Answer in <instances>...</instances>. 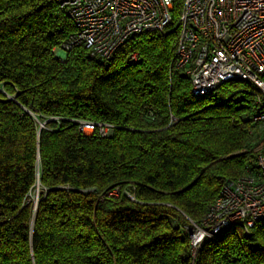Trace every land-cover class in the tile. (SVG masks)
<instances>
[{
  "label": "trees",
  "instance_id": "1",
  "mask_svg": "<svg viewBox=\"0 0 264 264\" xmlns=\"http://www.w3.org/2000/svg\"><path fill=\"white\" fill-rule=\"evenodd\" d=\"M172 1L165 36L136 35L107 61L76 46L59 63L67 12L0 0V264H264V220L195 254L186 234L224 181L255 169L264 133L251 98L234 94L241 82L192 95L172 65L183 0ZM73 119L115 129L83 135Z\"/></svg>",
  "mask_w": 264,
  "mask_h": 264
},
{
  "label": "built area",
  "instance_id": "2",
  "mask_svg": "<svg viewBox=\"0 0 264 264\" xmlns=\"http://www.w3.org/2000/svg\"><path fill=\"white\" fill-rule=\"evenodd\" d=\"M73 25L65 42L51 50L59 63L83 46L91 58L109 60L132 37L143 33L165 36L172 21V0H54ZM173 67L190 80L195 97L225 82L245 85L234 94L252 100V124L264 133V0H183ZM138 62V54L128 56ZM233 94V95H234ZM77 132L110 136L115 126L73 119ZM43 128V127H42ZM256 151L255 169L223 182L219 196L200 222L190 221L186 234L195 254L208 240H217L232 226L245 237L264 220V134ZM118 190L108 196H118Z\"/></svg>",
  "mask_w": 264,
  "mask_h": 264
},
{
  "label": "rangeland",
  "instance_id": "3",
  "mask_svg": "<svg viewBox=\"0 0 264 264\" xmlns=\"http://www.w3.org/2000/svg\"><path fill=\"white\" fill-rule=\"evenodd\" d=\"M33 118H34V120L36 121V123H38L39 128L44 127V124L38 122V120H37V118H36L35 116H33ZM41 192H42V190H41L39 184L36 183V185L33 187V189L31 190V192H30L29 195H28V199H29V201H30L31 204H32V208H33L34 212H35L36 209H37V207H36L37 205H36V204H37L38 201H39V195L41 194ZM35 205H36V206H35Z\"/></svg>",
  "mask_w": 264,
  "mask_h": 264
},
{
  "label": "water",
  "instance_id": "4",
  "mask_svg": "<svg viewBox=\"0 0 264 264\" xmlns=\"http://www.w3.org/2000/svg\"><path fill=\"white\" fill-rule=\"evenodd\" d=\"M36 205H37V204H36ZM36 205H35V206H36ZM0 207H1V206H0ZM36 207H37V206H36Z\"/></svg>",
  "mask_w": 264,
  "mask_h": 264
}]
</instances>
